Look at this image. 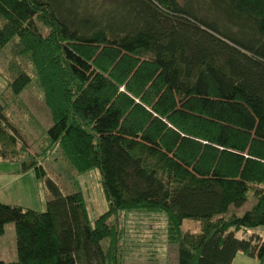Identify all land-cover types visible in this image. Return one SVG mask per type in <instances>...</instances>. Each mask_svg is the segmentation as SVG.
Masks as SVG:
<instances>
[{"label":"trees","instance_id":"obj_1","mask_svg":"<svg viewBox=\"0 0 264 264\" xmlns=\"http://www.w3.org/2000/svg\"><path fill=\"white\" fill-rule=\"evenodd\" d=\"M6 46L34 69L11 60L12 99L36 81L51 113L43 151L97 169L107 209L90 220L83 191H61L0 97V156L26 155L50 195L44 210L0 202L16 237L0 264H126L136 221L151 233L138 264L168 243L176 264H264V0H0Z\"/></svg>","mask_w":264,"mask_h":264},{"label":"rangeland","instance_id":"obj_2","mask_svg":"<svg viewBox=\"0 0 264 264\" xmlns=\"http://www.w3.org/2000/svg\"><path fill=\"white\" fill-rule=\"evenodd\" d=\"M178 1L182 2V0ZM5 48V51L0 53V97L1 101L3 99L7 104L3 114H1L4 123L18 138L19 144H22L31 155L40 153L39 158L43 160V166L47 169L49 177L58 183L61 191L66 194L78 189L83 191L90 220L97 217L107 209V202L100 187L98 170L91 169L88 172L76 174L61 157L58 156L59 158H57L54 153L48 154L49 151H43L48 143L46 131L52 125L51 113H49V109L43 100L42 91H40L36 81H32L21 91L17 98V100H20L19 103L12 99V93L9 92L7 83L12 77V70H10L9 65H11L13 59L22 63L28 73L33 74L34 69H32L31 64L24 56L18 55L16 57L11 53L8 46ZM13 97L15 98L16 96ZM25 158L26 155L12 154L7 158L0 156V202L10 205L16 204L34 210H44L46 200L50 198V195L46 191L44 182L35 177L34 170L20 171L21 162ZM253 203L254 199L252 198L246 201L243 206L234 210H246ZM136 222H133V229H130L128 236L129 248L131 249L126 255L128 256L127 263L129 264L145 262V251L138 244L151 236V233L149 235L147 232L148 227H145L147 223L142 226L141 224L140 226H135ZM4 227V232L0 235V252L2 251L8 259L13 255L12 257L15 260V229L12 223H7ZM181 229L199 232V221L194 218H184ZM162 234L163 232L160 230L157 234L156 242L163 241L159 239L162 238ZM262 236H264V232H262ZM166 246L163 249H159V253L163 250L161 253H163L164 258L158 264H176L177 244L168 243ZM234 264H259V262L255 258L239 252L234 259Z\"/></svg>","mask_w":264,"mask_h":264},{"label":"crops","instance_id":"obj_3","mask_svg":"<svg viewBox=\"0 0 264 264\" xmlns=\"http://www.w3.org/2000/svg\"><path fill=\"white\" fill-rule=\"evenodd\" d=\"M0 250H1V249H0ZM242 254H243V253H242ZM237 255H238V253H237ZM237 255L235 256V258L237 257ZM244 255H245V254H244ZM12 256H13V255H12ZM12 256H11L10 259H8V258H6V257L4 256V253H3L2 251L0 252V259H1V260H14ZM235 258H234V259H235ZM234 259H233V263H232V264H234Z\"/></svg>","mask_w":264,"mask_h":264}]
</instances>
